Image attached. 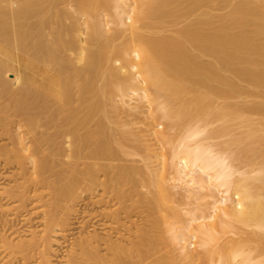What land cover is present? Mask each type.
<instances>
[{
  "label": "bare ground",
  "instance_id": "1",
  "mask_svg": "<svg viewBox=\"0 0 264 264\" xmlns=\"http://www.w3.org/2000/svg\"><path fill=\"white\" fill-rule=\"evenodd\" d=\"M118 100L170 122L146 129L159 169L127 158ZM249 114L264 118V0H0V264H264V153L250 175L208 129ZM175 188L196 204L182 233L163 217Z\"/></svg>",
  "mask_w": 264,
  "mask_h": 264
},
{
  "label": "rangeland",
  "instance_id": "2",
  "mask_svg": "<svg viewBox=\"0 0 264 264\" xmlns=\"http://www.w3.org/2000/svg\"><path fill=\"white\" fill-rule=\"evenodd\" d=\"M62 7H64V6H62ZM225 11H227V9L221 8L217 12L224 13ZM80 22L84 23V19H82ZM118 101H116L115 104L113 103L114 106L111 104L108 107L109 108L108 109L109 110V116H110V120H108V121H110L109 126L112 129H114L116 132H118V131L120 132V131L125 130V131H128L127 133H131V134H129L130 136L127 138L128 140H126V141L124 140L126 143L124 142V144H123V145H125L124 148H126L125 151L128 150V153L130 152V155L133 154L132 156L129 155L128 157L126 154V157L131 161V162L130 161L129 162L132 163L133 165L135 164L134 166H136L138 168H143L144 171H145V167L146 166L148 167L150 165H152V167L153 166L155 167V168H153L154 170L159 169V163H161V160L158 161V160H156V158L155 159L151 158L152 155H151V152L149 150L152 149V146H153V150L154 149L155 150L152 151V154L159 153V152L162 153V152H161V150L156 151V149L157 148L159 149V147H160V145H158L159 142L158 141H157L158 143L156 142V145H158V147L155 145V143L153 144V142H155L156 138H153V134H151V132L148 130L150 128H153L152 124L154 125V124H158V123L162 122V123L168 125L170 122L168 123V121L160 120L158 118L147 119L146 117L143 116V115L146 116V114L142 115V113H140V114L136 113L135 115H133L135 113L134 111H136L138 109L132 110L130 107H128L133 111V112L132 111L130 112V111H128L129 109L127 108V106H126V108H124V106H122L121 102L120 101L118 102ZM133 102L131 101V103L134 105L135 101H133ZM133 105L131 107H133ZM126 109H128V110H126ZM139 110H138V112L141 111V110L140 111ZM137 115H138V117H137ZM140 115L143 116V118H146L147 120L145 119V121H143V119H140V118H142V117H140ZM205 122H206V120H204V119H196V120L192 121L190 126L198 125V124L202 125ZM125 123H126V125H125ZM145 123H147V125H145ZM122 124H124V125H122ZM222 126H226L228 128V132L226 134L218 133L217 136L211 140V142L215 145L216 151L221 155L222 154L229 155L231 153L241 151V153L244 155V158L240 161H236L235 165L238 168H241L242 170L247 171L248 174H250V175L253 174L254 169L249 165L248 160H246L247 158H249L250 156L253 155V153L252 152L250 153L249 150L251 148H257L260 151V153L263 154L264 153V143L261 141H258V140L251 142V141H248L246 139V137L249 133H255L256 135L264 133V118L259 117L258 115L249 114V115H245L243 118H238V117L233 116V117H230V118H227L224 120L214 119V120L209 121L208 129H210V130L220 129ZM188 127L185 125L184 126L182 125V126L176 127L174 130L166 129L165 127L160 128V129L156 128V129L160 130L161 132H164V133H169L171 135H175V139L178 140L179 138H181L186 133V129ZM146 129H148V130L146 131ZM149 132H150L149 136H152V137H147V134ZM154 137H156V136H154ZM147 138H149V140ZM151 138H153L154 140L152 139L153 140L152 141ZM157 140H159V138ZM147 141H149V142H147ZM149 143H151L152 145H150L151 148H149V150H148L147 146ZM144 150H145V153H144ZM148 152H149V154H148ZM164 153L167 155V157L170 156V150H165ZM147 159L149 162H146ZM132 160H133V162H132ZM255 160L258 164H260L264 161V156L259 155L258 157H256ZM147 164H149V165H147ZM143 169H141V170H143ZM147 170H149V169H146V171ZM146 174H147V172L145 173V175ZM142 177H144V172L142 174ZM154 177L153 178L155 180L154 179L153 180L155 182H157L156 181L157 179H159V181L161 179L160 178L161 176L158 174H156V176H154ZM165 186L170 187L166 183H165ZM150 188L155 192L156 188H153V187H150ZM150 188H147V187L146 188H140L139 190L143 193H147V192L149 193L148 190ZM168 190L170 192L172 191L171 188H168L167 191ZM173 193H175L174 194L175 196L172 195ZM173 193L172 194L170 193L172 195V198H170L171 202H169L166 205H163L162 210H163L164 215L163 214H161V215H163V217L166 216V218L169 219L170 224L174 223V224H171V227L173 225H175L176 228L174 226L173 227L175 229L179 230V232L178 231L177 232L182 233L183 231H181L182 230L181 226H183L185 224L186 217H187L186 215H184V212L195 208L196 204H194L191 200H188L186 198V196H184V195H186L185 192L176 190V188H175V190L173 189ZM89 197H91L90 194L85 195V198H89ZM84 199L82 198L83 201L80 200L81 202H79L80 205L83 204L82 205L83 207L81 206L82 212L87 210V209L89 210V208H91V206H88V205H87L88 207L84 206L85 205L84 202H87V201H84ZM202 205L208 206V204H206L205 202H202ZM184 208L187 210H185ZM175 209H177V210H175ZM173 210L175 213L173 212ZM135 218L137 219V221L138 220L140 221V219L142 217H135ZM140 222L142 223V221H140ZM140 222H137V223L139 224ZM161 226H162V228H161ZM161 226L159 227V228H161V231L163 230L162 232H164L167 229V233L166 232L165 233H159L161 231L158 230V233L162 234V235H159V237L163 236V235L168 237V235H171L170 233H168V230L171 228V227H169V225L163 224ZM165 226H167V227H165ZM164 228H166V229L164 230ZM91 230H92V228H91ZM74 232L77 233V230H75ZM74 235H75V233H74ZM71 236H73V233H71L68 236V238ZM165 236H163L162 238H164ZM224 239L225 238H223V240L221 239V241H224ZM165 241H166V243L170 244L169 248H171V245L174 247V248L172 247L173 248L172 252H169V251H171L169 248H168L169 250L167 249V244L165 243ZM165 241L164 240L162 242H161V240L158 241V242H161V244L164 243L163 244L164 246L163 245L161 246V248L163 249V254L175 255V253L178 252V248H176L177 246L175 247L176 244L171 242L172 241L171 238L169 240H165ZM163 247H165L166 252L164 251ZM167 251H168V253H167ZM184 263H186V262L183 261V263H181V264H184Z\"/></svg>",
  "mask_w": 264,
  "mask_h": 264
}]
</instances>
